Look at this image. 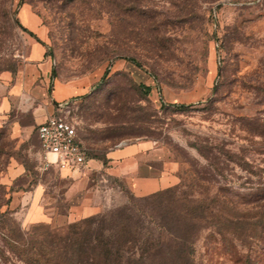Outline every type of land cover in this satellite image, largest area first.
Here are the masks:
<instances>
[{"label":"rangeland","instance_id":"1","mask_svg":"<svg viewBox=\"0 0 264 264\" xmlns=\"http://www.w3.org/2000/svg\"><path fill=\"white\" fill-rule=\"evenodd\" d=\"M35 44L47 116L72 121L91 160L153 143L173 185L137 192L161 164L146 154L135 175L40 169ZM4 97L0 264H264V0H0Z\"/></svg>","mask_w":264,"mask_h":264},{"label":"crops","instance_id":"2","mask_svg":"<svg viewBox=\"0 0 264 264\" xmlns=\"http://www.w3.org/2000/svg\"><path fill=\"white\" fill-rule=\"evenodd\" d=\"M45 58V50L39 44H35L32 50V56L29 62V67L32 72L40 73V122L41 124L47 118L48 111L51 110V106L44 104L45 100V89L43 88L46 81L51 80V72L48 69V64ZM34 83V76L31 75L29 80H25L24 89L31 91L33 88L31 85ZM9 93L12 95H19L20 88L19 85L14 84L11 86ZM34 93V92H33ZM58 98H63L66 95V91L56 90L53 92ZM10 108L9 98L4 97L0 99V124L4 122V117H6V112ZM37 125V126H38ZM14 131L21 133L19 128H14ZM160 148L155 147V145L149 141H141L136 143H131L127 145L119 146L112 149L106 154L107 164L105 165L101 159L90 160L96 167L101 166H112V172H117L120 175L132 174L135 175L136 172L142 170V161L144 154H146V164L151 170L153 169L152 163L160 162L159 172L152 173L148 176H137L134 180V188L140 194L154 193L163 188L170 187L175 183V176L173 172H169L166 163L167 159L164 154H161ZM89 161V162H90ZM151 172V171H150Z\"/></svg>","mask_w":264,"mask_h":264},{"label":"built area","instance_id":"3","mask_svg":"<svg viewBox=\"0 0 264 264\" xmlns=\"http://www.w3.org/2000/svg\"><path fill=\"white\" fill-rule=\"evenodd\" d=\"M62 107V104H59ZM40 169L69 173L89 162L90 150L76 125L67 117L53 113L36 128Z\"/></svg>","mask_w":264,"mask_h":264},{"label":"trees","instance_id":"4","mask_svg":"<svg viewBox=\"0 0 264 264\" xmlns=\"http://www.w3.org/2000/svg\"><path fill=\"white\" fill-rule=\"evenodd\" d=\"M147 90H148V92H149V91H150V88L147 87ZM178 107H185V105H184V104H180V105H178ZM89 157H90V159H92V156L90 155V153H89ZM101 160L104 162L105 165L107 164L106 156H105V158H103V159H101ZM167 188H169V187H167ZM167 188H166V189H167ZM161 190H162V189H161ZM158 191H160V190H158ZM158 191H156V192H158ZM156 192H155V193H156ZM174 225H178V226H179V223L174 224ZM171 228H172V227H171ZM171 228H170V229H171ZM83 263H85V262L82 261L81 259L74 260V259H72V258H69L68 260L62 262L61 264H83ZM59 264H60V263H59Z\"/></svg>","mask_w":264,"mask_h":264}]
</instances>
